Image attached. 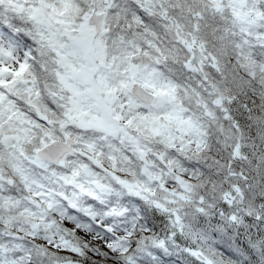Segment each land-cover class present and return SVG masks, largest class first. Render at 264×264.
Listing matches in <instances>:
<instances>
[{
  "label": "snow or ice",
  "instance_id": "1",
  "mask_svg": "<svg viewBox=\"0 0 264 264\" xmlns=\"http://www.w3.org/2000/svg\"><path fill=\"white\" fill-rule=\"evenodd\" d=\"M0 264H264V0H0Z\"/></svg>",
  "mask_w": 264,
  "mask_h": 264
}]
</instances>
